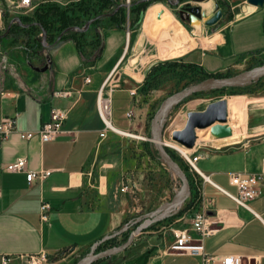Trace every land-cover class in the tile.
Returning a JSON list of instances; mask_svg holds the SVG:
<instances>
[{
	"label": "crops",
	"instance_id": "0c3cea01",
	"mask_svg": "<svg viewBox=\"0 0 264 264\" xmlns=\"http://www.w3.org/2000/svg\"><path fill=\"white\" fill-rule=\"evenodd\" d=\"M209 2L214 6L213 0ZM241 8L245 13L208 36L204 47H194L196 42L186 34L180 37L181 26L172 27L169 20L153 32L151 41L162 58L183 55L184 62L200 65L211 73L223 72L244 54L264 49V4L255 7L247 3ZM90 26L83 30L90 34ZM101 35L102 56L93 65L84 64L75 39L66 36L30 58L23 53L17 55L22 62L31 59L32 64L11 65L0 83V119L18 115L19 130H37L50 119L53 109L62 108L67 112L65 129L70 131L44 143L38 137L23 140L14 133L0 143V264H4V258L5 264H33L31 256L42 254L45 259L38 264H58L65 249L86 250L127 221L129 196L121 190L119 175L124 165L137 166L136 159L128 149L124 157L123 149L115 148L117 136L113 131L101 136L105 125L97 110V96L123 62L131 35L124 27L110 26L107 16L102 20ZM142 84V80L123 78L121 84L112 87V120L118 129L143 133L136 106ZM65 91L70 93L58 95ZM120 108L122 117L116 115ZM233 138L210 135L190 148L191 155L199 156L196 164L206 179L197 172L193 174L201 200L195 209L176 215L172 225L189 227L195 213L204 210L215 228L204 238L207 252L238 254L242 264H264V195L250 202V211L217 187L235 192L230 184L232 173L264 172V134L240 138L237 148H223L239 141ZM115 153H123L125 164L112 161ZM21 157L27 160L30 170L50 169L51 175L43 182L30 184L26 174L6 170L8 163ZM98 159L103 160V166L97 169ZM44 202L50 206L48 220L40 216ZM174 239H165L144 264H202L199 255L170 250Z\"/></svg>",
	"mask_w": 264,
	"mask_h": 264
},
{
	"label": "rangeland",
	"instance_id": "374dc122",
	"mask_svg": "<svg viewBox=\"0 0 264 264\" xmlns=\"http://www.w3.org/2000/svg\"><path fill=\"white\" fill-rule=\"evenodd\" d=\"M72 1L75 0H33L34 9L30 12L24 13L16 9L11 10V12H4L0 19V83H3V78L11 65L29 66L32 64L31 59L22 62V57H17V55L23 53L26 58H30L31 54L41 52L47 45L51 44L48 34L50 36L59 33L62 35L63 33L72 32L74 29V27L61 29L60 25L63 22L55 19L51 24V28L43 29L39 34L38 30L35 29L26 33L24 30L15 27L11 28L12 24L22 25L21 17L34 16L37 8L43 3L50 2L65 6ZM123 1L125 3V0ZM209 1L151 0L139 23L134 21L135 15L131 16L129 14L130 8L126 6L125 29H129L130 22L132 24L129 50L121 65L111 75L106 90L121 84L123 78H131L135 81L142 80L144 84L145 78L150 72L146 83L138 89L140 101L136 103L139 108L137 110L138 120L144 125L143 133H139L138 129H134L133 132L126 131V133L113 131L117 136V147L115 148H120V151L123 149L124 157L127 156L126 150L128 149L130 154H134L137 164V166L134 164L133 167L124 165V169L121 170L122 173L119 175L123 186H127L126 194L129 196L127 221L113 234L97 241V244L86 250L74 252L65 249L60 255L62 260L58 264H76L78 260L91 252L112 248L124 243L131 231L140 225L155 209L166 202L177 200L183 195V180L176 170L171 169L160 158L154 142L151 140V124L164 99L205 80L200 79V73L196 72L195 68L186 66L187 62L183 61V55L162 58L157 45L151 41V36L157 28L164 25L163 23L166 20H169L172 27H175V25L181 26L183 32L180 33V37L186 34L196 42L194 47L203 46L208 36L220 32L233 17L244 14L245 9L241 7L247 6L246 0H213L214 6L209 5ZM219 9L223 11L222 19L213 26H206L204 24L205 13L208 11L214 13ZM14 19H17V21H14ZM196 23H203L205 29H202V26L195 27ZM83 27H86V24L80 28ZM94 35V28L90 34L87 33V44L83 46L86 53L99 51L97 42L89 44ZM44 41H47L48 44L46 45ZM9 55H14V57H8ZM262 65H264V51L247 53L239 57L233 66L223 71V73L228 74L223 77L239 73H244L245 77L254 76L255 73H251V71ZM17 70H20V68ZM223 100L227 103V123L233 128V137H235L233 140H239V143L225 145L223 148H237L240 146V138L251 139L257 132L264 134V75L246 84L228 85L184 98L169 107L161 115L160 136L161 140L168 144L165 146L166 152L170 156L168 149L174 153L176 161L186 168L189 176L193 177L195 171L188 169L183 153L174 146L185 149L187 153L190 152V148L175 140L174 134L186 128L191 113L204 112L210 104ZM122 114L123 110L121 108L116 111V115L122 117ZM129 132L135 134V136H128ZM195 134L196 142L192 148L210 138V128H197ZM119 154H113L112 161L124 163L123 153ZM102 166L103 160L98 159L95 162V167L98 169ZM190 198L191 195L180 209H167L158 214L149 224L153 226L146 228L137 235L129 247L116 254L99 259L93 264H144L149 256L157 252V247L160 244L164 245L165 239L169 241L174 238L172 231L173 215L181 209L183 211L190 209ZM158 229L162 231L158 232ZM147 230H156L157 232L150 233Z\"/></svg>",
	"mask_w": 264,
	"mask_h": 264
},
{
	"label": "built area",
	"instance_id": "2783aa9c",
	"mask_svg": "<svg viewBox=\"0 0 264 264\" xmlns=\"http://www.w3.org/2000/svg\"><path fill=\"white\" fill-rule=\"evenodd\" d=\"M57 1V0H56ZM132 0H125V4L130 8ZM16 9L24 13L30 12L34 9L33 0H0V19L4 12H11ZM17 21V19H14ZM85 27H74L73 30H83ZM130 35V30L128 29ZM47 45V41H44ZM48 46V45H47ZM107 81L99 90L97 96V110L104 122V130L101 136L105 137L109 131H114V123L112 120V88L106 90ZM70 92H59L58 95H67ZM4 93L1 92V95ZM128 117L132 116L131 112L127 113ZM67 120V112L62 108H55L51 113L48 121L44 122L37 130H19L18 129V115L5 116L0 119V143L7 140L12 134L18 133L23 140H31L38 137L41 142H50L57 139L62 134L69 133L65 129ZM116 132V131H115ZM130 133V132H129ZM128 135V134H127ZM128 136H135L130 133ZM143 138V137H142ZM183 156L190 166L192 171H195L203 176L196 162L199 156H193L190 153H183ZM6 170L14 173L26 174V180L32 184L35 181L43 182L47 179L53 170H30L28 168L27 160L23 157L16 159L6 165ZM205 179L206 177L203 176ZM230 184L235 188V192H231L225 188L217 186L223 193L230 197L235 204L247 210L252 211L250 202L255 198L264 195V172L241 173L234 172L230 176ZM123 192L127 190V186L121 189ZM198 200H201V191L199 190ZM50 206L44 202L41 205V219L48 220ZM215 228L211 226L209 216L206 211L200 210L195 213L191 225L183 228L172 227L175 239L170 244V250L180 253H190L199 255L202 259V264H242V259L238 254H225L218 255L209 253L205 250L204 238L213 233ZM97 244V243H96ZM45 259V254L41 257L31 256V262L38 264L41 260ZM7 259H3L5 264Z\"/></svg>",
	"mask_w": 264,
	"mask_h": 264
},
{
	"label": "water",
	"instance_id": "95a60500",
	"mask_svg": "<svg viewBox=\"0 0 264 264\" xmlns=\"http://www.w3.org/2000/svg\"><path fill=\"white\" fill-rule=\"evenodd\" d=\"M248 4L260 7L264 4V0H246ZM223 17V11L221 9L216 12L205 15L204 16V24L206 26H213L217 24ZM195 20V18H194ZM91 21L87 23V27H89ZM201 24V23H200ZM62 38V35L59 36V39ZM251 73H255L254 76L245 77L244 73H239L229 77L222 78H210L203 82H200L194 86L188 87L184 90L178 91L166 99L161 103L157 112L155 113L152 124H151V137L154 142L155 148L160 156V158L171 168L178 172L179 177L184 182V193L183 195L171 202H166L162 204L160 207L155 209L140 225H138L135 229L131 231L127 240L115 247L91 252L85 256H83L80 260L77 261L76 264H93L99 259L111 256L116 254L127 247H129L135 237L142 233L146 227L158 216V214L163 213V211L167 209L176 210L180 209V207L187 201V199L191 195V185L188 174L183 170L180 164L173 159L165 150V146L167 143H164L161 140L160 136V117L161 115L172 105L177 104L184 98L190 97L194 94L210 91L212 89L221 88L228 85H236V84H246L255 79H258L260 76L264 75V65L259 67L258 69L252 70ZM202 128H210V133L214 138H226L233 135L232 126L227 123V103L225 100L218 101L216 103L210 104L204 112H194L189 116V121L186 128L183 131L176 132L174 134L175 140L183 144L188 148H192L196 142V129Z\"/></svg>",
	"mask_w": 264,
	"mask_h": 264
},
{
	"label": "trees",
	"instance_id": "16d2710c",
	"mask_svg": "<svg viewBox=\"0 0 264 264\" xmlns=\"http://www.w3.org/2000/svg\"><path fill=\"white\" fill-rule=\"evenodd\" d=\"M151 0H136L132 1L130 5L129 14L135 15L134 21H137L138 23L141 22L144 12L150 5ZM109 18L110 26H116V27H124V24L127 19V7L123 0H75L71 3L60 6L55 3L46 2L41 4L34 16H25L21 17L22 25L21 24H12V27H15L20 30H24L26 33L31 32V30H38V34L41 30L49 29L52 27L53 20H59L63 22L60 25L61 29L66 28H72V27H82L83 25H87L89 21H91L90 28H94L95 35L93 40L89 44H94V42H97V45L99 46V51L97 52H89L86 53L83 50V46L87 44V32L84 30H72V32L69 33H63L62 38L66 36H71L75 39L77 46L79 48V51L81 52L83 56L84 64H91L93 65L98 59L102 56V49H103V39L101 35V27H102V20L105 17ZM131 22L129 24V30L131 28ZM125 28V27H124ZM61 34L58 35H49L51 44L55 43L56 40L59 38ZM260 52H263V50H258ZM255 51V52H258ZM186 66L189 68H195L196 72L198 71L200 73V79L207 80L210 78H221L223 76H227L228 74H225L223 72H216L211 73L206 71L202 66L194 64V63H187ZM150 72H148L145 83L148 79ZM144 83V84H145ZM143 84V85H144ZM143 87V86H142ZM171 156L176 160V156L174 153L171 152L170 149H168ZM188 165V163H187ZM183 170L186 172V168L183 165H180ZM188 169H190V166L188 165ZM187 173V172H186ZM193 174L196 175V172ZM189 176V175H188ZM190 185H191V198H190V209H195L196 205L198 204V195H199V189L198 186L195 184V178L192 176H189ZM183 209H181L177 214L173 215L174 217L176 215L182 214ZM161 221V220H160ZM158 221V222H160ZM153 225H148L146 228H151Z\"/></svg>",
	"mask_w": 264,
	"mask_h": 264
},
{
	"label": "bare ground",
	"instance_id": "6f19581e",
	"mask_svg": "<svg viewBox=\"0 0 264 264\" xmlns=\"http://www.w3.org/2000/svg\"><path fill=\"white\" fill-rule=\"evenodd\" d=\"M194 26H195V27H201L202 25H201L200 23H196ZM113 127H114V131H116V132L126 133V131L121 130V129H118L116 126H113ZM233 136H234V131H233V135H232V136H230V137H226V138L231 139ZM174 147H176L178 150H180L177 146H174ZM180 151H181V150H180ZM181 152H182V151H181ZM182 153H184V152H182ZM185 154H187V152H185ZM184 189H185V188H184ZM183 193H184V192H183Z\"/></svg>",
	"mask_w": 264,
	"mask_h": 264
}]
</instances>
